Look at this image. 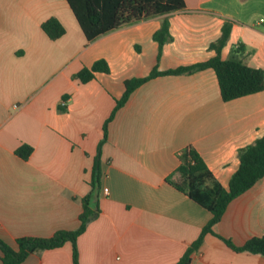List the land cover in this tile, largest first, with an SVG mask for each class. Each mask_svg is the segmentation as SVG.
<instances>
[{"label": "crops", "instance_id": "0c3cea01", "mask_svg": "<svg viewBox=\"0 0 264 264\" xmlns=\"http://www.w3.org/2000/svg\"><path fill=\"white\" fill-rule=\"evenodd\" d=\"M184 4L88 41L66 0H0V239L17 248L19 237L78 227L103 125L126 79L145 77L156 64L164 71L210 59L226 20L232 30L221 55L240 45L243 62L264 68V0ZM51 16L65 28L54 40L41 28ZM164 19L171 40L157 61L153 34ZM97 59L109 73L85 83L72 77ZM263 135L264 89L223 101L212 68L143 82L107 125L100 212L77 238L79 263L175 264L211 217L166 180H180L181 149L195 147L227 188L239 149ZM22 144L33 147L27 159L15 153ZM213 229L236 245L264 235V176ZM217 235L204 236L190 264H264V255L234 251ZM20 264H73L71 242Z\"/></svg>", "mask_w": 264, "mask_h": 264}, {"label": "trees", "instance_id": "16d2710c", "mask_svg": "<svg viewBox=\"0 0 264 264\" xmlns=\"http://www.w3.org/2000/svg\"><path fill=\"white\" fill-rule=\"evenodd\" d=\"M72 10L83 34L88 41L121 28L158 15L166 14L185 7L184 0H66ZM41 28L50 39H57L65 33V28L58 18L51 16L44 20ZM232 30V22L226 20L221 28L220 37L210 47L216 55L210 59L187 66H178L161 71L156 64L145 77L126 79L125 90L103 125V138L98 144L97 153L91 172L90 190L82 198V211L79 214V225L73 230H59L48 237L23 236L16 239L17 248L0 239V259L3 264H20L29 254L44 249L61 247L65 242H71L72 262L79 263L77 238L87 224L99 215L98 195L101 177V146L107 139V125L115 112L125 104L131 93L143 82L159 75L189 73L205 68H212L217 76L220 95L223 101L260 92L264 89V68L254 67L243 62L238 53L242 47L234 49L228 57L221 55V48L227 43ZM158 43L159 60L163 45L171 40L169 22L162 21L158 30L153 34ZM106 60L97 59L90 67H82L72 77L85 83L94 78L96 72L109 73ZM64 99L67 96H63ZM33 147L28 144L20 145L15 153L27 159ZM239 166L232 174L228 187H224L213 175L199 152L192 145H187L179 153L180 163L175 169L180 180L167 178V182L186 194L196 203L211 213L196 240L186 249L175 264H190L191 254L197 250L207 233L214 232L217 224L225 213L229 203L251 188L264 176V135L251 144L239 149ZM219 236V235H217ZM227 246L237 252H250L264 255V235L247 239L242 245H236L230 238L219 236Z\"/></svg>", "mask_w": 264, "mask_h": 264}, {"label": "built area", "instance_id": "2783aa9c", "mask_svg": "<svg viewBox=\"0 0 264 264\" xmlns=\"http://www.w3.org/2000/svg\"><path fill=\"white\" fill-rule=\"evenodd\" d=\"M62 104H65V102L63 101ZM104 191H107V189L105 188Z\"/></svg>", "mask_w": 264, "mask_h": 264}, {"label": "rangeland", "instance_id": "374dc122", "mask_svg": "<svg viewBox=\"0 0 264 264\" xmlns=\"http://www.w3.org/2000/svg\"><path fill=\"white\" fill-rule=\"evenodd\" d=\"M261 27H263L262 25H261ZM238 55L240 56V54L238 53ZM241 57V56H240ZM252 63H255V62H252Z\"/></svg>", "mask_w": 264, "mask_h": 264}]
</instances>
